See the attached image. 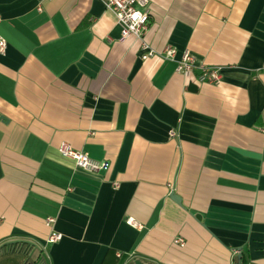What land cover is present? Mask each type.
I'll return each mask as SVG.
<instances>
[{"label":"crops","instance_id":"obj_1","mask_svg":"<svg viewBox=\"0 0 264 264\" xmlns=\"http://www.w3.org/2000/svg\"><path fill=\"white\" fill-rule=\"evenodd\" d=\"M0 35V264H264V0H149L141 38L105 0H0Z\"/></svg>","mask_w":264,"mask_h":264},{"label":"built area","instance_id":"obj_2","mask_svg":"<svg viewBox=\"0 0 264 264\" xmlns=\"http://www.w3.org/2000/svg\"><path fill=\"white\" fill-rule=\"evenodd\" d=\"M105 6L111 10L117 19L120 26V38H126L130 35L141 38L142 34L147 29V24L149 20V0H105ZM142 57L145 58L153 53V50L148 48V45L142 41L141 43ZM7 48L6 39L0 35V54H4ZM161 55L163 58L173 59L176 55V49L168 45L163 48ZM194 56L189 50H184L180 56L176 59V71L189 78V80H194L202 82L217 83L220 80L219 68L216 66H199V73L197 76L194 75L193 70L195 68ZM264 70V64L261 66ZM174 130L170 131L173 135ZM58 151L61 155L71 158L77 167L82 168L87 171H98L106 169L108 162L105 160H97L90 157L86 152L74 149L67 142H61L58 146ZM117 186V182L114 183ZM54 221L53 217H48L46 219L47 224H51ZM127 224L140 228L141 224L135 220L133 217L126 218ZM60 232H51L48 237V242H54L61 238ZM180 245H183L184 241L182 238H177L175 240Z\"/></svg>","mask_w":264,"mask_h":264},{"label":"water","instance_id":"obj_3","mask_svg":"<svg viewBox=\"0 0 264 264\" xmlns=\"http://www.w3.org/2000/svg\"><path fill=\"white\" fill-rule=\"evenodd\" d=\"M190 87H195V84L193 83H190ZM0 118L1 119H6L5 116H3L2 114H0ZM12 243H15V242H11V243H8V244H12ZM241 254H238V257H240ZM135 264H141V262L139 260H135Z\"/></svg>","mask_w":264,"mask_h":264},{"label":"trees","instance_id":"obj_4","mask_svg":"<svg viewBox=\"0 0 264 264\" xmlns=\"http://www.w3.org/2000/svg\"><path fill=\"white\" fill-rule=\"evenodd\" d=\"M12 244H14V243H12ZM12 244H10V245H12ZM5 245H8V244H5ZM27 264H28V263H27ZM29 264H30V263H29ZM236 264H245V263H244V261L241 260L240 262L236 261Z\"/></svg>","mask_w":264,"mask_h":264}]
</instances>
